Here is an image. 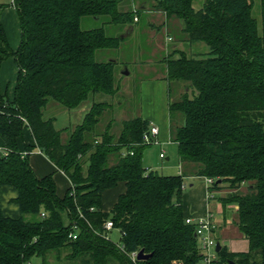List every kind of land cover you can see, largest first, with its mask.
Listing matches in <instances>:
<instances>
[{
  "label": "trees",
  "instance_id": "16d2710c",
  "mask_svg": "<svg viewBox=\"0 0 264 264\" xmlns=\"http://www.w3.org/2000/svg\"><path fill=\"white\" fill-rule=\"evenodd\" d=\"M124 4L13 0L22 29L17 51L0 21V68L12 55L20 68L14 98L0 89L5 143L0 185L18 190L13 201L21 210L17 219L0 210V264H24L33 257L49 264L52 255L65 264H204L195 225L184 214L186 174L162 175L142 163L150 121L126 120L119 135L111 123L97 131L112 104L95 96L116 93L117 62L98 61L96 53L119 48L126 39L122 32L110 35L108 26H134L139 20L140 11ZM154 7L183 21L189 43L204 42L210 49L202 55L175 48L161 62L169 81L188 84L182 98L169 105L180 161L195 164L196 176L214 179L210 192L229 190L220 200L237 205V224L249 241L247 251L223 246L218 264H264V0L261 28L254 0H205L200 9L194 0H157ZM87 16L102 25L84 29ZM50 100L70 110L90 100L66 142L56 118L45 117ZM26 123L36 146L70 180L64 197L57 194L53 174L39 178L32 170L34 147L26 145L27 154L19 150ZM120 184L125 190L104 211V192ZM244 185L246 193L240 191ZM107 221L121 230V243L106 234ZM141 249L152 255L134 260L132 254Z\"/></svg>",
  "mask_w": 264,
  "mask_h": 264
},
{
  "label": "crops",
  "instance_id": "0c3cea01",
  "mask_svg": "<svg viewBox=\"0 0 264 264\" xmlns=\"http://www.w3.org/2000/svg\"><path fill=\"white\" fill-rule=\"evenodd\" d=\"M156 1L157 0H125L128 7L140 11L138 23L141 21L142 15L145 16L146 23L139 31L138 36H143L147 41L146 44L153 47L155 52H158V50H165L166 55L175 48L186 50V46L193 45L187 41V36L183 33V21L176 16H167L162 10L156 9L154 7ZM0 3L5 4L2 2ZM5 5V7L0 8V21L4 27L10 47L12 50L17 51L22 39L20 17L17 8L13 5V1L10 5ZM158 30H164L163 32L166 35L165 40L159 35ZM137 34L138 29H136L135 26H125V30L122 32V35L126 37L125 41H127L130 36ZM19 74L20 68L14 55L3 61L0 68V89L2 94L7 95L9 99H13L15 96ZM174 82L166 78V68H164L162 71H157L156 75L143 83L144 112L140 116L149 120L151 125L159 127L160 132L157 136V144L160 146L169 141L174 142L169 105L170 101H178L182 98L185 94V90L183 93L182 89L185 85L186 87L188 85L186 82L177 81L175 85L181 82L182 86L180 84L178 88L175 87L173 90L172 86L174 87ZM90 107L91 103L86 101L79 107L70 110L60 103L50 100L46 105L45 117L56 118L57 127L64 130L62 139L66 142L69 135L68 130L71 128L73 129L82 122L85 113ZM18 145L19 150L23 154L26 152V145L34 147L33 151L29 154L32 170L39 178L53 174L56 182L57 194L60 197H64L70 190L72 184L68 177L54 165L38 146H36V142L27 123L24 126V137L18 141ZM4 155L5 143L0 136V158ZM181 164L183 170L180 173H185L186 176L189 175L192 181L194 180L195 182L191 183L192 188L183 194V209L185 216L197 218L213 212L217 225L215 237L217 241H220L222 247L224 246L233 252L247 251L249 249V241L240 231L237 224V205L231 204V206H226L221 200H212V198L215 197L214 194L212 198L210 197L208 189L209 184L206 182L205 177L196 176L192 173L187 174L186 171H184V167H186L187 164ZM124 190V184H120L114 189L105 191L102 203L103 210L109 211L117 202L120 193ZM17 196L18 190L15 187L0 185V210L5 216L15 219L21 216L19 205L13 201ZM31 262L32 264H36L32 260ZM37 264L43 263L41 261Z\"/></svg>",
  "mask_w": 264,
  "mask_h": 264
},
{
  "label": "rangeland",
  "instance_id": "374dc122",
  "mask_svg": "<svg viewBox=\"0 0 264 264\" xmlns=\"http://www.w3.org/2000/svg\"><path fill=\"white\" fill-rule=\"evenodd\" d=\"M13 0H0V2L10 5ZM205 0H194V7L200 9ZM261 0H254V9L253 14L258 19L259 26H262L261 18V9H260ZM126 4V2H125ZM127 8L128 6H125ZM146 23L145 16L142 15L141 21L134 24L136 29H138V34L130 36L127 41L122 42L121 46L116 49H102L97 51L96 59L98 61H109L116 60L117 64L115 65V84H116V93L114 95H107L104 93H98L95 98L97 101H109L112 105L104 113L101 121L97 127V131L105 130L108 123L112 124V132L116 135H119L123 122L130 120L137 116L143 114V105H144V90L143 83L146 80H149L151 77L156 75L157 71H162L165 65L161 62L162 58L166 55L165 50H158L155 52L153 47L146 44V39L138 36L139 31L143 28ZM102 25V20L94 19V17L87 16L83 18L82 27L84 29H91ZM110 35L119 34V32H124L125 27H118L110 25L107 28ZM164 30H158L159 35L166 39V35L163 32ZM185 49L191 54H206L209 52V46L204 42L194 43L193 45H188ZM127 62V64H126ZM174 82V81H172ZM177 82V81H176ZM172 86L173 90L178 88L182 83ZM183 93L185 90H188L186 85L182 89ZM90 103V100H88ZM178 115V114H177ZM163 152L165 157L161 158L160 153ZM142 163L147 170L157 171L162 175H175L180 174L183 170V166L180 161L179 148L178 145L174 142H167L166 144L160 146L159 144L153 142L144 149L142 156ZM186 173H192L194 175L196 171L195 164H187L184 167ZM184 190L183 194L189 191L191 187L192 178L186 176L184 178ZM195 183V182H194ZM240 191L242 193L248 192L247 185H244ZM229 190L227 188L222 191L214 192L213 199L220 200L222 196H226ZM228 206H231L228 205ZM108 237L115 244L121 243V230L118 227H114L111 230L106 231ZM198 244L201 247L202 242L198 239ZM222 245V244H221ZM42 259L38 257H33L32 261L34 263H40ZM49 264H65L64 261H58L55 255L49 257Z\"/></svg>",
  "mask_w": 264,
  "mask_h": 264
},
{
  "label": "built area",
  "instance_id": "2783aa9c",
  "mask_svg": "<svg viewBox=\"0 0 264 264\" xmlns=\"http://www.w3.org/2000/svg\"><path fill=\"white\" fill-rule=\"evenodd\" d=\"M135 20H138V17H135ZM160 132V129L156 125H152L150 130L148 132H145L143 140L144 143L151 144L153 142L158 143L157 136ZM133 153V152H132ZM27 154V152H25ZM165 155L164 153H161V157L163 158ZM206 182L211 185L214 183V179L212 178H205ZM213 192L209 191L210 197H213ZM43 216H45V213H43ZM186 222L189 224L195 225V233L199 240H201L202 245V251L205 254L204 257V264H218L219 257L218 252L216 251V245H217V239L215 237V231L217 229V225L215 223L214 219V213H208L205 216H199L197 218L194 217H187ZM77 229V225L74 227ZM114 228L113 221H107L104 224V229L106 231L111 230ZM70 236L73 239L78 238V234L75 231H71ZM138 251L134 252L132 254V257L134 260L137 258ZM24 264H32L31 261H27Z\"/></svg>",
  "mask_w": 264,
  "mask_h": 264
},
{
  "label": "water",
  "instance_id": "95a60500",
  "mask_svg": "<svg viewBox=\"0 0 264 264\" xmlns=\"http://www.w3.org/2000/svg\"><path fill=\"white\" fill-rule=\"evenodd\" d=\"M195 236H197L196 233H195ZM221 249H222V245H221L220 241H218L217 245H216V251L219 252ZM151 255H152L151 253L150 254L146 253L143 249H141L138 251L137 258L139 260H145V259L149 258Z\"/></svg>",
  "mask_w": 264,
  "mask_h": 264
}]
</instances>
